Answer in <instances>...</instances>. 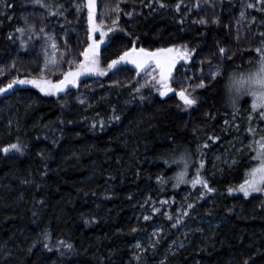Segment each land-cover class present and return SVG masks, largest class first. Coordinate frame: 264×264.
Instances as JSON below:
<instances>
[{"label":"trees","instance_id":"trees-1","mask_svg":"<svg viewBox=\"0 0 264 264\" xmlns=\"http://www.w3.org/2000/svg\"><path fill=\"white\" fill-rule=\"evenodd\" d=\"M43 3L49 7L35 0L0 4V87L17 76L39 75L26 34L20 37L16 32L24 27L21 19L26 16L63 37L68 34L70 42L78 31L82 37L78 54L90 42L87 8L76 10L86 0ZM106 3H119L121 10L117 29L109 33L107 46L101 45V66L107 68L133 45L149 50L186 45L191 58L177 64L176 75L197 59L220 57L219 49L229 46L228 24L241 0H163L166 8L157 0H97V22ZM149 3L151 7L146 6ZM116 15L105 18L106 28ZM253 17L252 48L231 49L232 56L221 63L225 71L243 67L259 55L264 13L254 12ZM201 18L208 22L197 23ZM214 19L220 22L213 23ZM116 70L123 72L121 78H113ZM141 74L133 65L117 66L105 76L82 77L67 94L49 96L31 85H14L0 94V264H133V246L157 227L167 238L143 253L148 264H264V193L244 197L228 192L248 178L254 151H242L236 156L239 163L230 168L215 172L212 164L246 129H253L246 140L257 137L254 130L263 123L257 110L249 107L248 98L238 111L226 108L220 77L203 88L175 89L171 84L174 91L167 96H160L155 92L158 86L148 81L139 95ZM45 76L55 81L62 73ZM96 81L100 89L92 94L90 85ZM182 88L196 98L195 105L188 107L179 98ZM117 116L118 120L113 118ZM13 143H19L22 152H3ZM177 145L192 153L189 180L199 169L214 192L201 197L206 192L201 184L174 187L167 181L174 169L158 156ZM184 227L198 231L180 235ZM179 241L186 245L171 254L162 252L168 243Z\"/></svg>","mask_w":264,"mask_h":264},{"label":"snow or ice","instance_id":"snow-or-ice-1","mask_svg":"<svg viewBox=\"0 0 264 264\" xmlns=\"http://www.w3.org/2000/svg\"><path fill=\"white\" fill-rule=\"evenodd\" d=\"M4 2L5 0H0V4H4ZM35 2L40 4L42 7H49V5L43 3V0H35ZM157 3L161 8L169 7V5L163 3V0H157ZM146 6L151 7V3ZM84 7L87 8V35L90 42L87 43V47H85L83 51L79 53V55L82 56L83 59H76L75 57H73L70 60H65L64 57L57 58L55 55H52L51 57L45 56L43 69L38 76H31V78H20L19 76H17L16 78L8 82L7 85L0 87V94L7 93L9 90L13 89L14 85H31L32 87L39 89L41 93L49 96L58 95L60 93L67 94L70 86H79L82 77L87 78L93 75L98 77L105 76L107 75L109 70L117 69V66L123 68L129 64L134 66L137 74L144 73L146 76L152 77L154 86H158L157 91H159L160 96H167L168 93L174 91L171 86L174 69H176V66L180 61H187L191 58V51L187 48L186 45H173L166 48L158 47L154 50H149L145 47L137 48L135 45H133L131 48L120 54L116 59L111 60L107 64V68H104L101 66L100 59L101 45H105V41L108 38L109 33H112L117 29L119 21L118 13L121 9L119 3L115 5L106 3L104 5V10L101 13L99 22H97V0H86L85 4H78L76 6L77 12H80ZM253 7H258L260 11H264V0H258L257 4H247V8ZM175 9L176 11L180 10V3H177L175 5ZM113 12L117 13V15L114 19L111 20V26L106 28L105 18L110 17ZM125 14L129 16L132 15L131 12ZM245 15V12L241 11L240 21H238V23L244 20ZM252 19L254 20L255 17H252ZM207 22L208 21L204 18H201L199 21H197V23L199 24H206ZM212 22L218 24L220 21L218 19H214ZM24 23L26 27H18L16 29V32L20 34V37H23L26 32H32L34 30V25L29 23L27 16L25 17ZM181 23H183V19L181 20ZM41 31H43V29H41ZM261 35L262 37H264V33H262ZM11 37L12 33L9 34L10 39ZM29 39H31V37H29ZM47 41L50 42L51 48L53 50L58 47L55 40V35L53 33H49L47 35ZM20 43L22 48L26 46L23 39H21ZM262 45H264V40L261 41V46ZM66 46L67 45L65 42V47ZM261 46L256 48L257 53L261 52ZM219 52L224 53L225 49L221 47L219 49ZM65 63H67L68 65L67 70H64ZM73 65L75 66L73 67ZM53 70H57L62 73V78H58L55 81L50 78H46L45 72H51ZM157 72L158 76L154 75ZM212 75L214 77L216 76L215 71L212 73ZM176 79L177 82H179V76L176 77ZM147 83L148 81L145 80V84ZM143 86L144 85H141V87ZM195 87L203 88V81L195 85ZM137 91H139V89H137ZM178 95L180 99L184 101V104L188 107H191L192 105H195L197 103L196 98L191 97L186 89L182 88L178 92ZM141 99H143V96L141 97ZM252 110L256 111L255 105H253ZM259 115L260 117L264 118V111H260ZM113 118L117 120L119 119L118 116ZM225 123H227V121ZM100 124L103 125L104 121L101 120ZM93 127H95V125H93ZM248 130L250 132L253 131L252 128H249ZM203 147H207V145H203ZM10 150H14L15 152L19 153L22 152V146L19 143H13L5 147L3 149V152L8 153ZM201 155H203L202 152ZM254 159L257 161V163L250 168L248 178L245 179L244 183L240 184L239 187H229L228 192L230 194L233 192H240L243 193L244 197H248L253 193H264V144H260L259 150L256 152ZM233 163H236V161H233ZM200 167H203V162H201ZM159 179L160 178L158 177V180ZM187 183H190L193 188H195L197 184H201L206 190V192L201 193V197L206 193L215 191L214 188L208 186V181L200 175L199 169H197L196 176L193 179L188 180L185 184ZM173 186L177 187L179 185L175 184ZM162 203L167 202L164 201ZM188 207L191 208L192 204H188ZM153 211L158 212L159 208H154ZM184 215H187V212H185ZM168 218L172 219V216L169 215ZM144 219L148 220L149 217L145 216ZM179 222L180 220L177 219V223ZM173 227H175V225H173ZM133 231H135V229H133ZM44 238L45 240L49 238L47 233H45ZM44 246L48 247V244L45 243ZM65 247L71 249L72 245L66 244ZM136 247L139 248L140 245L137 244ZM245 264H247V261H245Z\"/></svg>","mask_w":264,"mask_h":264},{"label":"rangeland","instance_id":"rangeland-1","mask_svg":"<svg viewBox=\"0 0 264 264\" xmlns=\"http://www.w3.org/2000/svg\"><path fill=\"white\" fill-rule=\"evenodd\" d=\"M248 3L257 4L258 0H241L240 8L236 16L230 19L229 24H228V31H229L231 39H230L229 46L226 48L225 52L221 53L220 57H218L215 60L197 59L190 65L182 68L178 74L173 75V80L171 84L175 86V89L181 85H185L187 89H192V88H196L195 85L199 84L201 81H203L204 84L213 81L217 77V76L214 77L212 75V73L215 71L216 65L223 63L224 61L228 60L232 56L233 50L231 49H234V50L239 49L242 52H247V50L252 48L254 34L256 31L255 22L252 19L253 13L254 12L264 13V11H260L258 7L247 8ZM201 4H202L201 2H197V6H200ZM241 11L245 12L246 15H245L244 20L238 23V21H240ZM24 20L25 19H21V22L24 23ZM28 21L29 23L34 25V30L32 32H26L25 34L29 40V48H30L29 52L33 54L34 60H36L35 68L39 74L41 70L43 69L45 56L51 57L52 55H55L57 58L64 57L65 60H70L73 57H75L76 59H80V56L77 52L79 49H81L80 46H82V43H81L82 37L80 36L78 31H75L76 29L74 30L75 31L74 40L70 42L68 39V36H69L68 34L65 37H63L57 31L49 27H46L44 25H41L37 21L33 22L32 20H29V19ZM78 26L79 25L77 23L76 27L78 28ZM24 27H26V25H24ZM41 29H43V31H41ZM49 33H53L55 35V40L58 45V47L55 50L51 48L50 42L47 41V35ZM29 37H31V39H29ZM65 42L67 45L66 47H65ZM69 50H70V54H69ZM250 59H251V56L247 57L246 61L247 60L249 61ZM64 67L65 68L68 67L67 63L64 64ZM55 71L57 70H53L51 72H45V74L54 73ZM121 73L123 74L121 70H118V71L116 70L115 72L116 75H114L113 78H121V75H122ZM154 75L158 76V72L155 73ZM178 76H179V82H177V79H176V77ZM145 80L150 81V82L153 81L151 76H146L144 73H142L137 79L138 81L137 84L139 86L138 88L139 95L143 93L145 89L148 88V85L150 84V82L145 84ZM98 83L99 81H96L94 84L90 85L91 93L99 91L100 87L98 88L97 86ZM141 85H144V86L141 87ZM155 92H157V90H155ZM259 112L260 111H257V119L263 123L260 125L257 124V128L255 130L256 133L264 131V118L260 117ZM251 124L254 125L255 120ZM247 133H251V132L246 129L244 131V135L236 139L232 144H230L229 148L225 152L218 154L213 158L212 164H216L214 167L215 172L220 171L223 167L230 168L234 166L236 163H239L240 160L236 156L241 154L242 151L248 152L251 148L250 145L253 144L254 140L259 141L260 139L259 136L255 137L254 140L253 139L246 140ZM255 155L256 153H254L253 155V166L257 163V161L254 159ZM233 161H236V163H233ZM240 184L242 183L240 182L237 187H239ZM235 193L243 194L240 192H235ZM204 223L205 225H207L206 221H204ZM196 231H198L197 228L184 227L180 231L181 233L180 235L192 236V234L195 233ZM165 234H166L165 230H163L162 227H157L149 233V235L147 236L144 242L136 243L133 246L132 263L133 264H148L147 260H145V255L143 253L147 249L151 250V249H154L156 246L161 245L162 241H164V239L167 238ZM137 244L140 245L139 248L136 247ZM185 245L186 244L184 241L171 242L165 245V250L162 252L166 255L171 254L174 251H176V249L179 250Z\"/></svg>","mask_w":264,"mask_h":264},{"label":"clouds","instance_id":"clouds-1","mask_svg":"<svg viewBox=\"0 0 264 264\" xmlns=\"http://www.w3.org/2000/svg\"><path fill=\"white\" fill-rule=\"evenodd\" d=\"M215 73L221 78L222 100L226 108L239 110L242 107V101L247 97L250 108L255 105L257 111H264V45L261 46L259 55L253 57L247 65L225 71L223 64H217ZM255 135L260 139L259 141L254 140L250 145L254 153L259 150L260 144H264V131L255 133ZM158 159L174 169L166 178L168 182L183 185L189 180V169L192 162V153L189 148L177 145L162 151ZM161 183L165 181L162 180Z\"/></svg>","mask_w":264,"mask_h":264},{"label":"water","instance_id":"water-1","mask_svg":"<svg viewBox=\"0 0 264 264\" xmlns=\"http://www.w3.org/2000/svg\"><path fill=\"white\" fill-rule=\"evenodd\" d=\"M130 65V64H129ZM128 66V65H127ZM180 98V97H179Z\"/></svg>","mask_w":264,"mask_h":264}]
</instances>
